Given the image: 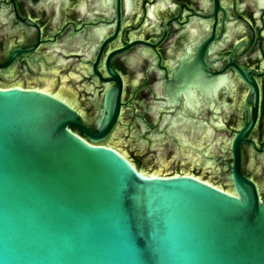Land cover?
Returning a JSON list of instances; mask_svg holds the SVG:
<instances>
[{
  "label": "water",
  "instance_id": "obj_1",
  "mask_svg": "<svg viewBox=\"0 0 264 264\" xmlns=\"http://www.w3.org/2000/svg\"><path fill=\"white\" fill-rule=\"evenodd\" d=\"M8 27L0 26V60ZM33 50H13L0 71ZM83 67L59 58L39 76L0 73V264H264V199L240 170V149L257 119L252 77L237 70L251 87L255 114L230 141L224 187L205 180L226 174L218 162L183 161L171 150L154 164L152 153L135 147L137 136H149L137 116L151 109L139 74L125 78L124 101L133 109L122 112L123 81L108 61L107 80L94 70L100 81L115 84L103 94L85 86ZM170 76L164 93L174 105L192 95L191 87L213 80L183 60ZM179 118L170 125L194 128ZM247 162L264 191V169Z\"/></svg>",
  "mask_w": 264,
  "mask_h": 264
},
{
  "label": "flooded vegetation",
  "instance_id": "obj_2",
  "mask_svg": "<svg viewBox=\"0 0 264 264\" xmlns=\"http://www.w3.org/2000/svg\"><path fill=\"white\" fill-rule=\"evenodd\" d=\"M4 10L0 26L9 27L0 66L17 48L34 50L18 56L7 72L0 73L20 69L21 75L39 76L43 70H53L59 58H70L89 75L79 73L85 86L103 94L115 86L97 76L108 79V61L123 81L122 112L133 109L124 101L125 78L139 74L140 90L151 93V109L137 116L149 136H137L135 147L152 153L154 164H160L162 151L171 150L183 161L188 160L183 156H191L203 166L218 162L226 174L205 180L224 187L229 184L230 141L249 118L254 119L253 96H248L251 87L237 70L248 73L259 99L255 126L240 149V170L256 182L264 199L260 177L245 168L247 160V165L264 169V0H0V16ZM182 60L189 70L205 69L213 80L202 84L203 89L191 87L192 95H181L174 105L164 91ZM176 116H180L179 123L193 122L194 128L173 127L170 121ZM82 119L93 129V124ZM221 126L224 129L216 134ZM132 163L141 170L138 163Z\"/></svg>",
  "mask_w": 264,
  "mask_h": 264
}]
</instances>
